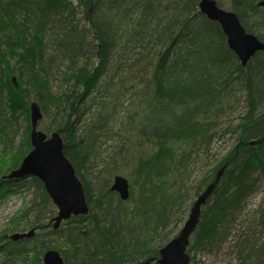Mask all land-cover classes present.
I'll use <instances>...</instances> for the list:
<instances>
[{"label":"trees","instance_id":"1","mask_svg":"<svg viewBox=\"0 0 264 264\" xmlns=\"http://www.w3.org/2000/svg\"><path fill=\"white\" fill-rule=\"evenodd\" d=\"M260 1L218 0L264 40ZM199 3L0 0V146L11 159L0 195L32 184L38 201L24 215L33 213L30 225L40 229L30 239L1 236L0 264H16L33 250V264H43V252L55 248L47 243L58 234L66 239L65 249H57L67 264L157 260L160 247L186 220L191 190L199 196L225 167L191 238V261L219 242L231 209L264 179V51L244 66L220 24L203 14ZM53 67H64L68 88L60 94L50 87ZM239 86L246 91L247 111L225 129L236 135L235 144L192 189L201 142L210 139L213 118ZM32 101L43 118L50 116L46 132L63 136L64 152L90 205L88 215L73 216L65 229H54V210L48 222L53 228L44 223L52 201L40 179H4L32 149L31 122L17 145L19 132L13 130L21 115L30 118ZM111 134L119 142L103 151ZM253 140L259 142L252 145ZM96 165L101 168L93 178L90 169ZM118 174L130 181L127 200L111 190ZM249 252L248 259L264 261V252Z\"/></svg>","mask_w":264,"mask_h":264},{"label":"rangeland","instance_id":"2","mask_svg":"<svg viewBox=\"0 0 264 264\" xmlns=\"http://www.w3.org/2000/svg\"><path fill=\"white\" fill-rule=\"evenodd\" d=\"M222 7L225 9H229L227 5H222ZM50 70L49 83L51 90L56 94H60L68 88V84L64 82L63 78L64 67L61 70L57 67H53ZM129 97L130 95L127 94L125 104L130 101ZM93 109L94 107H92L91 112L93 111ZM246 111V91L244 90V86H239L235 90L233 99L230 104L224 107L213 118L214 128L211 132L212 134L210 139H207L208 142L207 140L201 142L203 147L199 150L198 159L195 164V171L193 173L191 181L189 182V185L192 189L202 178V176L205 175L209 170H211L220 161V159L224 157L234 146V139L236 138V135L234 133H231L230 131L226 132L225 129L229 126L234 127L235 125H237ZM90 116L91 114H88L85 123L90 121ZM49 121L50 116H44V118L39 123V128L46 132L45 126L49 124ZM29 122L30 118L28 119L26 115H21L19 119H17L13 130L17 129L19 135L15 137L14 145H17L19 143L20 137L23 135ZM118 142L119 137L111 134L108 139L101 144V149L103 151L110 149ZM10 160L11 159L9 156L3 157V152L1 151L0 146V179L3 177V174L7 172V169L11 166ZM100 168L101 167L99 165H96L95 168L90 169L93 178L98 174ZM254 176L255 178L257 177L256 175ZM37 195L38 193L32 184L31 186H25L22 189L10 191L4 195H0V237L7 236L3 237L2 240L9 238L10 235L14 233L27 232L32 228V226L30 225V221L33 220V213H31L30 211L28 212V215H24V213L30 206L37 203ZM191 197L192 199L189 202L190 205L186 218L188 217L190 209L195 199L197 198L196 195L193 194V190H191ZM48 208L49 212H47L46 216L44 217V223L49 222V216L51 215V212L53 210V217H55L57 214L58 209L53 202L51 204H48ZM263 213L264 179L259 178L252 190L248 191L242 197L240 203L235 206V208L231 209L230 215L227 219V224H225L226 228L225 230H223V235L220 236L219 242L216 245L196 252L194 260L195 263L191 261V264H257L254 258L250 257V259H248L247 256L248 254H251V252L249 251H252L254 249H259L262 253L264 252V249H261L262 247H264ZM181 226L182 225H180V227ZM66 227V225H63V229H65ZM47 228L48 230L52 229V224L48 223ZM38 232H40V229L37 228L36 233ZM52 237L53 238L48 241V245L54 246L55 249H57V247L65 249L63 246L66 239L63 234H58ZM242 248H246L247 251H244V253H242ZM34 254V250L30 251L29 256L25 260L22 261L20 259L16 264H33L32 259ZM3 255L4 253L0 251L1 259L3 258ZM258 264H264V261L258 262Z\"/></svg>","mask_w":264,"mask_h":264},{"label":"water","instance_id":"3","mask_svg":"<svg viewBox=\"0 0 264 264\" xmlns=\"http://www.w3.org/2000/svg\"><path fill=\"white\" fill-rule=\"evenodd\" d=\"M264 7V0L259 2ZM200 11L210 20L218 22L227 36L229 47L237 54L240 62L246 66L251 58L258 52L264 51V40L247 32L238 15L231 10L221 8L216 0H201ZM31 132L30 141L32 149L23 158L20 166L11 171L9 179H22L37 177L40 179L49 194L52 202L57 207L54 218L55 228L72 216L87 215L89 204L83 182L77 175L75 166L64 152V139L58 132L48 135L38 127L43 113L36 101L30 104ZM259 140L251 141L252 145ZM223 167L213 183L195 199L189 216L178 233L159 249L157 264H191V256L187 249L201 219L203 206L206 204L219 182ZM120 197L127 200L130 196V182L123 175H116L111 187ZM36 229L28 232L15 233L13 240L32 237ZM147 260L145 264H150ZM44 264H66L61 253L56 249H49L43 257Z\"/></svg>","mask_w":264,"mask_h":264},{"label":"bare ground","instance_id":"4","mask_svg":"<svg viewBox=\"0 0 264 264\" xmlns=\"http://www.w3.org/2000/svg\"><path fill=\"white\" fill-rule=\"evenodd\" d=\"M253 141H256V140H253Z\"/></svg>","mask_w":264,"mask_h":264},{"label":"flooded vegetation","instance_id":"5","mask_svg":"<svg viewBox=\"0 0 264 264\" xmlns=\"http://www.w3.org/2000/svg\"><path fill=\"white\" fill-rule=\"evenodd\" d=\"M30 238H32V237H30ZM30 238H29V239H30Z\"/></svg>","mask_w":264,"mask_h":264}]
</instances>
